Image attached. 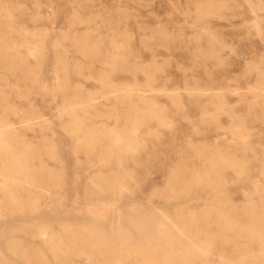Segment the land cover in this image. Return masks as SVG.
I'll return each instance as SVG.
<instances>
[{
	"label": "rangeland",
	"instance_id": "1",
	"mask_svg": "<svg viewBox=\"0 0 264 264\" xmlns=\"http://www.w3.org/2000/svg\"><path fill=\"white\" fill-rule=\"evenodd\" d=\"M207 1L0 0V41L11 46L13 56L9 59L5 49L0 53V117L17 123L21 115H42L43 123L39 126L16 127L21 129L26 143L34 147L31 151L39 153L30 160L43 161L62 177L60 187L51 195H25L19 189L20 203L7 201L1 206L0 264H24V254L32 264H105L96 251L80 249L95 237L90 235L92 239L77 243L86 234L109 229L101 223L103 218L134 212H164L172 216L178 207H183L186 215L199 213L211 203L209 190H190L185 197L172 196L182 178L174 177L177 171L206 168L203 157L196 152L199 147L239 156L240 166H220L213 175L220 185L221 199L237 210L253 207L259 215L264 214V106L257 105L253 94L247 91L262 81L264 10L256 8L264 5V0H226L198 19V6ZM204 29L215 39L218 59L206 58L210 38L203 33ZM83 39L99 43L98 50L90 54L80 51L77 42ZM111 40L121 46L112 48ZM197 44L204 49L202 52ZM28 47L36 48V55L29 53ZM112 56H117V61H109ZM24 64L32 73L25 72ZM105 76L118 86H166L167 94L196 83L221 85L232 91H225V110H218L216 121L200 116L194 101L183 91L184 107L179 108L164 94L145 93L148 98H155L167 121L158 124L153 119L147 123L152 126V148L158 149L156 143L160 142L165 151L148 163L125 160L112 171L110 167L99 169L98 175L92 172L100 167L78 149L80 142L72 141L67 130L69 118L56 108L63 96L73 92L52 98L41 88H55L59 81H65L70 90L79 86L81 96L96 98L94 103L100 115L97 120L104 121L107 129H119L122 121L106 115L111 102L102 96ZM45 147L55 157L46 154ZM120 170L125 174L121 187L109 190L105 196L85 191L100 181L106 182ZM183 177L184 181L189 179L188 175ZM119 221L122 219L118 224L123 231L132 232ZM115 223L114 220L110 224ZM166 230L165 225L158 227V231ZM107 237L117 246L122 245L120 264H139L135 254H126L127 247H137L138 238L131 242L110 234ZM152 243L154 248L158 247L155 241ZM51 246L59 248V258L54 257ZM163 248L166 252H161L160 258L170 249ZM202 249L203 254L208 253V246ZM220 256L207 254V261L190 264H221Z\"/></svg>",
	"mask_w": 264,
	"mask_h": 264
},
{
	"label": "bare ground",
	"instance_id": "2",
	"mask_svg": "<svg viewBox=\"0 0 264 264\" xmlns=\"http://www.w3.org/2000/svg\"><path fill=\"white\" fill-rule=\"evenodd\" d=\"M225 2L226 0H208L206 4H199L196 10L197 18H204L213 12L216 4ZM256 10H264V5L259 4ZM251 15L253 17V14ZM10 27L12 28V26ZM203 33L210 38L205 50L206 58L218 59L219 49L215 48V39L207 29H204ZM197 40L198 42L201 40L200 36ZM77 43L80 51L89 54L99 48V43L88 42L87 39ZM109 45L112 48L121 46L116 40H111ZM10 47L1 39L0 53H3L2 49H5L9 53L8 58L13 59L9 51ZM27 49L32 55H36L38 51L36 48L28 47ZM197 49L200 52L204 50L200 44H197ZM18 60H22V58L19 57ZM115 60L117 61V56L109 57V61ZM22 62L24 63V61ZM24 67L26 73H32L25 64ZM62 67L61 70L64 69ZM75 70L78 72L80 68L76 67ZM143 71L147 70L143 69ZM260 76L262 81L256 86H250L247 91L253 94L257 105L264 106V69L261 70ZM102 83L104 89L102 96L111 102L106 115L122 121L123 126L119 129H107L104 121L97 120L100 115L94 103L96 98L91 95L81 96L79 86L70 90L65 81H59L55 88H41L43 91H48L52 98L56 94L64 95L70 91L73 92L71 96H63V102L56 108L60 114L65 113L69 118L67 130L72 136V141L76 144L80 142L78 149H81L87 158L92 159L91 161L100 167L92 172V174L98 175H100L99 169L110 167L109 170L112 171L114 167L119 168L125 160L139 164L141 161L148 163L152 157L154 158L165 151V145L160 142L156 143L158 149L152 148L150 136L152 126H148L147 123H152L153 119L158 124H166L167 121L163 119L155 98H148L145 93L154 91L164 94L175 107L179 108L184 107L181 102L183 97L181 92L183 91L187 97L194 101L200 116L216 121L218 110H225V91L228 93L232 91V89L221 87V85L205 84L203 86L196 83L186 84L182 91L177 87L175 93L167 94L169 88L166 86L159 89L151 88L150 85L144 87L131 84L118 86L108 82L107 76L103 77ZM42 118V115L37 114L21 115L18 122L15 123L5 117H0V193L3 195V200H0V212L1 206L7 201L15 205L20 203L19 189H22L25 195H34L38 192L45 196L51 195L57 187H60L61 174L48 167L43 161L30 160L35 156L38 157L39 153L31 151L34 147L26 143L21 129L16 127L17 124H24L23 128H34L43 123ZM186 119L188 122H192L190 117H186ZM201 122H203V118ZM45 148V153L49 154L48 147ZM199 148L196 149V152L203 157L206 168L198 171L187 167L177 171L174 177L182 178L176 185L177 193H173L172 196L182 194L185 197L190 190L201 192L209 190L213 198L208 207H204L199 213L189 215H186L183 207H178L172 216L164 212H147L145 215L134 212L124 216L116 213L113 217L102 219L101 223L109 226V229L91 232L86 234L82 241L77 240V243H81L85 239H92L89 237L90 235L95 237L92 242L86 246L82 245L80 249L85 252L96 251L104 259L105 264H120L123 260L122 245L117 246L112 238L109 239L107 234H110L115 238L123 237L131 242L135 237L139 239L137 247L126 248L127 256L135 254L139 258V264H190V262L198 260L207 261V254L217 253L221 255V264H264V214L259 215L253 207L237 210L227 201H222L220 185L213 176L215 172L219 171L220 166H229L233 169L240 166L239 156L230 155L225 151L210 150L209 148L205 151L199 150ZM50 156L55 157V154ZM184 175L189 176L187 181H184ZM124 179L125 174L120 170L112 174L106 182L100 181L90 188L87 187L85 191L95 194V196H105L109 190L121 187ZM120 219L122 221L119 222L132 229L131 233L127 234L121 229L118 224ZM114 220L117 223L112 226L110 223ZM160 225L167 227L166 232L158 231ZM40 234L46 235L44 232H40ZM153 241L157 243L158 247H153ZM127 242L125 241V244ZM128 245L130 244L128 243ZM204 245L208 246L207 254H203L202 247ZM164 246H169L170 249L163 258H160L161 252H166ZM50 248L54 257L59 258V248L57 246ZM21 258L24 264H32L28 255H21Z\"/></svg>",
	"mask_w": 264,
	"mask_h": 264
}]
</instances>
